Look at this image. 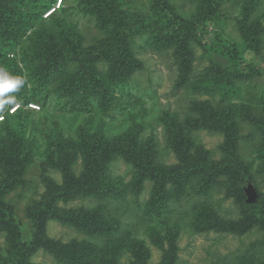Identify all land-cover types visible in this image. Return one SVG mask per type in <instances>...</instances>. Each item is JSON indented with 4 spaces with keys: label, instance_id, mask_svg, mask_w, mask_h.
<instances>
[{
    "label": "trees",
    "instance_id": "16d2710c",
    "mask_svg": "<svg viewBox=\"0 0 264 264\" xmlns=\"http://www.w3.org/2000/svg\"><path fill=\"white\" fill-rule=\"evenodd\" d=\"M57 0H0V68L13 77H22L25 83L8 96L16 97L20 106L5 105L0 116V232L5 233V252L0 247V264H34L31 257L45 251L59 264H120L121 243L127 227L111 216L110 206L127 195L140 196L146 182L154 183V190L146 211L150 217H162L171 203L179 204L188 198L208 197L215 190H224L227 198L241 207V218H224L212 205H197L194 209L193 228L197 233L216 232L243 236L253 231L263 233L262 238L247 252L250 260L258 254L264 257V206L259 201L248 204L245 188L254 182L252 166L240 156L241 124L254 125L263 138L264 158V98L249 90L248 103H226L241 91L250 89L256 76L262 74L257 66L245 64L240 52L218 41L212 49L226 56L231 65L224 67L211 63L199 76L194 75L193 43H198L200 29L191 19L178 17L170 0H151L152 11L125 12L121 0H80L79 12L97 20L105 36L85 47L76 25L68 27L60 17L64 6L49 19L44 14ZM224 0H197L195 17L200 23L211 20L221 10ZM264 0H246L237 22L249 47L260 53L264 44V25L252 20ZM157 17V18H156ZM51 20L50 24L46 21ZM147 35L149 47L173 53L178 66V87H191L195 92L220 95L221 101H193L190 117L184 123L176 116L166 114L165 125L169 148L177 163L163 165L159 144L154 138L143 143L138 136L122 134L114 139L105 138L90 125L81 127L75 138L56 137L52 142V168L63 174L60 183L45 176V193L27 209L32 225V241H23L16 212L7 200V194L17 188L25 175L29 160L23 155L28 143L25 137L9 138L11 122L30 114V104L48 106L53 99L60 112L84 113L92 108V100L100 102L107 113L117 92L141 69L134 41ZM101 65H108L106 72ZM10 128V129H9ZM5 129H9L8 133ZM186 130H190L189 133ZM207 131L224 136L221 147L224 157L212 158L211 153L192 138L194 131ZM103 132V131H102ZM116 158H122L133 168L130 183L112 180L108 167ZM81 171L76 172L79 164ZM89 200L92 208H67L66 204ZM89 206V207H91ZM57 221L85 234L98 242L72 240L64 243L47 234V226ZM150 238L162 251L159 264H176L179 259L177 226L150 227ZM130 264H151L152 253L144 241L133 240ZM251 260V261H253ZM264 264V263H263Z\"/></svg>",
    "mask_w": 264,
    "mask_h": 264
},
{
    "label": "rangeland",
    "instance_id": "374dc122",
    "mask_svg": "<svg viewBox=\"0 0 264 264\" xmlns=\"http://www.w3.org/2000/svg\"><path fill=\"white\" fill-rule=\"evenodd\" d=\"M58 1V0H57ZM178 12V17L191 19L200 29L198 43L192 44L194 53V75L203 73L211 63L224 67L230 66V60L213 51L214 44L218 41L230 48L237 49L244 59L245 64L257 66L262 74L256 76L250 89L241 91L235 98L222 104L242 105L248 103L249 90L259 98H264V44L260 53L249 47L237 22L241 20V9L246 0H224L221 12L211 20L200 23L202 17H195L197 0H170ZM80 0H63L62 17L66 23L76 25L83 37L85 47L91 46L96 41L104 38L105 33L100 29L97 20L79 12ZM125 12L152 11L151 0H121ZM157 18V17H156ZM252 20H261L264 25V4L260 5ZM47 24L51 20L46 21ZM138 60L141 61L139 69L127 82L123 89L117 92V101L113 102L107 113L100 107V102L92 100V108L88 112L70 113L60 112L54 102L49 101L48 106L40 110L29 107L30 112L25 118H18L11 122V135L9 138H22L28 142L23 148V155L30 161L28 169L20 185L10 191L7 202L16 212L23 241L30 244L32 241V225L27 217V209L39 201L45 193L44 177H53L56 181H63V174L49 164L52 160L50 149L55 138H75L81 127L90 125L96 132L102 133L107 139H114L122 134L138 136L143 143L154 138L159 144L162 164L174 165L177 163L174 153L169 148L167 134L162 118L166 114L176 116L179 122L184 123L190 117V107L193 101H210L218 104L220 95H209L195 92L191 87H178V66L173 53L160 52L149 47L147 35L137 37L134 41ZM108 65H101L99 70L106 72ZM241 124L240 156L244 163L252 166L251 173L254 182H251L259 194L258 202L264 206V158L263 138L256 133L254 125L249 122ZM10 129V128H9ZM9 129H5L8 133ZM103 131V132H102ZM187 133L190 130H186ZM196 143L211 153L215 160L224 157L222 145L224 136L207 131H194L191 133ZM108 175L112 180L123 184L131 182L133 168L122 158H116L108 167ZM79 164L76 172L81 171ZM1 178V173H0ZM154 190L153 182H146L142 194L136 197L133 193L127 195L124 204L114 200L110 206L114 214L111 216L122 221L123 225L135 223V227H127L124 241L121 243L120 264H130L132 241H144L152 253L151 264H159L163 251L155 245L150 236V227H158L163 233L166 228L177 226L179 228L178 247L179 259L176 264H263L264 257L258 254L251 261L248 250L261 238L263 233L253 231L243 236L221 234L216 232L197 233L193 228L194 209L197 205H212L226 219L238 220L241 218V207L234 198H227L224 190H215L208 197L188 198L179 204L171 203L162 217H150L146 211ZM91 202L86 199L77 200L66 204L67 208H92ZM49 237L68 243L72 240H91L98 242L93 235L80 232L76 228L65 226L57 221H51L47 226ZM0 247L5 252L6 236L0 232ZM34 264H59L53 256L41 250L31 257Z\"/></svg>",
    "mask_w": 264,
    "mask_h": 264
},
{
    "label": "clouds",
    "instance_id": "9594fccd",
    "mask_svg": "<svg viewBox=\"0 0 264 264\" xmlns=\"http://www.w3.org/2000/svg\"><path fill=\"white\" fill-rule=\"evenodd\" d=\"M25 83L24 78L22 77H13L7 73L3 68H0V112L3 111L5 105L16 104V97L8 96L10 92H16L22 87Z\"/></svg>",
    "mask_w": 264,
    "mask_h": 264
},
{
    "label": "built area",
    "instance_id": "2783aa9c",
    "mask_svg": "<svg viewBox=\"0 0 264 264\" xmlns=\"http://www.w3.org/2000/svg\"><path fill=\"white\" fill-rule=\"evenodd\" d=\"M63 6V0H58L56 2V4L50 9L48 10L45 14H44V18L45 19H49L53 14H55L56 12H58ZM29 107L33 108V109H38L40 110V107L37 106L36 104H30ZM20 108V106L18 105V107L16 106L15 108H13L10 113L14 114L16 113V111H18V109ZM5 119L4 116H0V123Z\"/></svg>",
    "mask_w": 264,
    "mask_h": 264
},
{
    "label": "water",
    "instance_id": "95a60500",
    "mask_svg": "<svg viewBox=\"0 0 264 264\" xmlns=\"http://www.w3.org/2000/svg\"><path fill=\"white\" fill-rule=\"evenodd\" d=\"M247 203L248 204H256L258 202L259 194L256 191L255 186L249 182L245 188Z\"/></svg>",
    "mask_w": 264,
    "mask_h": 264
}]
</instances>
